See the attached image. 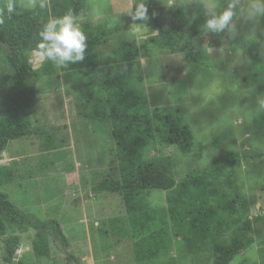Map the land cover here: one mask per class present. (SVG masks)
<instances>
[{
  "label": "rangeland",
  "instance_id": "374dc122",
  "mask_svg": "<svg viewBox=\"0 0 264 264\" xmlns=\"http://www.w3.org/2000/svg\"><path fill=\"white\" fill-rule=\"evenodd\" d=\"M58 1L43 0L47 4ZM141 2L146 3L147 19H133ZM187 2H201L209 11L220 13L232 4L234 13L225 28L197 40L208 58L206 67L195 71L186 67L184 54L163 51L149 17L150 9ZM40 3L0 0L4 9H32ZM250 4L249 0H86V8L74 22L81 30L89 28L91 37L101 38L93 50L96 68L109 65L128 50H137V76L143 81L148 107L182 110L194 137L192 146L182 152L153 144L142 150L143 158H167L179 183L232 153L247 157L235 169L232 181L237 192L246 196L252 219L264 212V158L251 159L264 153V16L250 15ZM99 28L103 31L97 32ZM16 41L40 78L30 116L33 133L9 142L0 153V168L11 174L0 191L37 220L57 222L67 248L50 231V256L38 259L32 252L35 232L15 231L19 238L15 262L161 264L175 258L177 264H214L212 248L201 254L187 252L169 224L167 235L160 221L141 237L131 233L122 198L94 191L102 176H118L106 108L75 97L88 79H95L94 73L64 74L54 61L32 51L25 37L16 36ZM147 52L152 54L150 58L144 57ZM15 82L14 72L0 54V115ZM198 145L204 149L199 150ZM145 201L150 211L167 209L163 191L148 192ZM4 238H0V264H5ZM253 238V245L229 264L264 263V217L254 224ZM232 241L230 234H224L218 243L231 246Z\"/></svg>",
  "mask_w": 264,
  "mask_h": 264
},
{
  "label": "trees",
  "instance_id": "16d2710c",
  "mask_svg": "<svg viewBox=\"0 0 264 264\" xmlns=\"http://www.w3.org/2000/svg\"><path fill=\"white\" fill-rule=\"evenodd\" d=\"M44 5L43 8L39 4L32 9L16 6L11 11L8 7L4 9L0 6V54L16 79L8 105L0 115V153L9 142L33 133L30 116L40 75L27 63L16 36L25 37L30 49L39 52L37 45L43 26L50 19L68 13L73 18L80 15L86 8V0H59L57 3ZM220 14L222 13L209 11L201 2L166 5L149 10V17L162 42L163 51L171 55L184 54L185 65L191 71L206 67L208 55L199 48L197 40L216 33L209 30L206 24ZM82 31L87 45L83 59L59 65V70L71 76L93 72L95 79H88L83 90L75 97L86 103L103 104L108 113L118 176H102L94 191L122 198L134 236L141 237L150 226L160 221L166 235V225H170L187 252L201 254L212 248L214 264H229L240 252L253 245V226L264 217V212L252 219L248 217L247 198L239 194L233 185L235 169L248 158L232 153L226 158L217 159L204 169L192 172L179 183L175 182L167 158L144 159L142 150L149 145L175 147L182 152L192 146L194 137L182 117V110H151L148 107L143 81L137 76V50L133 53L128 50L125 54L117 55V60L109 65L96 68L93 50L99 45L101 38L98 35L91 37V30L87 27ZM100 31L103 29L99 28L97 32ZM151 56L149 52L144 55L145 58ZM261 124L264 128L263 120ZM49 146L53 149L51 144ZM198 149L202 150L204 147L198 145ZM263 158L264 153L251 157L252 160ZM10 178L11 174L0 168V186ZM153 190L166 193V210L148 209L145 195ZM24 229L35 232L32 243L35 258H49L50 231L55 232L63 248H67L57 222L37 220L15 207L0 191V238L5 237L2 255L5 264H33L15 262L19 247V238L15 231ZM224 234H230L233 238L231 246L218 243ZM161 264H177V260L169 258Z\"/></svg>",
  "mask_w": 264,
  "mask_h": 264
},
{
  "label": "clouds",
  "instance_id": "9594fccd",
  "mask_svg": "<svg viewBox=\"0 0 264 264\" xmlns=\"http://www.w3.org/2000/svg\"><path fill=\"white\" fill-rule=\"evenodd\" d=\"M44 6V2L41 0L40 7ZM232 8L233 5L230 4L222 14L208 20L206 27L214 32L225 28L234 15ZM8 10L11 11L12 8L9 7ZM146 12V3H139L133 19H147ZM249 12L250 15H264V0H251ZM39 35L40 42L37 45V50L46 60L54 61L57 65H64L69 61L75 62L83 59L87 47L86 36L74 22L71 13L50 19L43 26Z\"/></svg>",
  "mask_w": 264,
  "mask_h": 264
},
{
  "label": "crops",
  "instance_id": "0c3cea01",
  "mask_svg": "<svg viewBox=\"0 0 264 264\" xmlns=\"http://www.w3.org/2000/svg\"><path fill=\"white\" fill-rule=\"evenodd\" d=\"M93 3V2H92ZM94 4V3H93ZM93 7V6H92ZM110 137H111V141H112V143H113V145H114V142H113V139H112V136H111V132H110Z\"/></svg>",
  "mask_w": 264,
  "mask_h": 264
},
{
  "label": "water",
  "instance_id": "95a60500",
  "mask_svg": "<svg viewBox=\"0 0 264 264\" xmlns=\"http://www.w3.org/2000/svg\"><path fill=\"white\" fill-rule=\"evenodd\" d=\"M77 201H78V200H77ZM77 201H76V202H77Z\"/></svg>",
  "mask_w": 264,
  "mask_h": 264
}]
</instances>
